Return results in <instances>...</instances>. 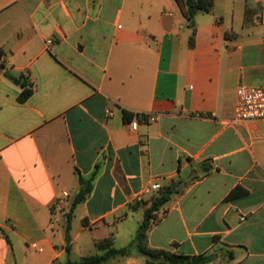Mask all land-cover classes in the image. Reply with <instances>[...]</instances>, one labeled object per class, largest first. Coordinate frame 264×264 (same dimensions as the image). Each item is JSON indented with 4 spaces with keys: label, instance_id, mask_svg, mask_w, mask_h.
<instances>
[{
    "label": "crops",
    "instance_id": "1",
    "mask_svg": "<svg viewBox=\"0 0 264 264\" xmlns=\"http://www.w3.org/2000/svg\"><path fill=\"white\" fill-rule=\"evenodd\" d=\"M263 14L214 0L191 45L176 0H0V264L81 260L108 236L134 250L104 264H146L134 239L167 190L152 247L264 264V120L234 118L238 86H264Z\"/></svg>",
    "mask_w": 264,
    "mask_h": 264
},
{
    "label": "trees",
    "instance_id": "2",
    "mask_svg": "<svg viewBox=\"0 0 264 264\" xmlns=\"http://www.w3.org/2000/svg\"><path fill=\"white\" fill-rule=\"evenodd\" d=\"M176 1L182 11L184 18L188 21V25L193 29V33L190 39L191 45H193L196 33L195 16L199 11H212L214 7V0ZM31 93V89H25L20 96V100L27 99L31 95ZM127 116L128 118L131 117V115ZM95 175L96 173H94L93 176ZM79 180L82 184V188L80 192L74 197L71 203L70 211L67 213V223L65 227L67 252H69L71 249L70 231L74 209L80 202H82L87 197V195L91 191L92 186L91 179H85L81 175H79ZM167 191V193L164 192L157 200H155L152 207L145 211L144 219L139 225L133 244L135 245L137 251L146 257V264H192V257L189 255L171 252L166 249L154 248L149 244L148 233L153 222L157 220V215L155 214V211L166 201L168 195L172 192L171 190ZM240 191V189H235L229 194V196H235L240 193ZM95 246L102 253L89 255L82 258L81 260L76 261L67 259L65 262L58 264H104L110 258L130 255L134 250L133 245H129L122 248L116 247L112 236L95 240ZM203 259L210 260L211 256H205L203 257Z\"/></svg>",
    "mask_w": 264,
    "mask_h": 264
},
{
    "label": "built area",
    "instance_id": "3",
    "mask_svg": "<svg viewBox=\"0 0 264 264\" xmlns=\"http://www.w3.org/2000/svg\"><path fill=\"white\" fill-rule=\"evenodd\" d=\"M264 20V14L262 15ZM54 40L49 38L48 44L53 43ZM107 115H113L111 110H107ZM160 113L157 112H146L133 113L132 117L128 121L130 129L136 131L140 121L155 122L160 119ZM235 120L246 121V120H264V86H253L248 84H240L237 88V102L235 108ZM153 189L160 188L159 183L152 185ZM65 198H59L54 204V208L58 210L63 209ZM245 219V217H242Z\"/></svg>",
    "mask_w": 264,
    "mask_h": 264
},
{
    "label": "rangeland",
    "instance_id": "4",
    "mask_svg": "<svg viewBox=\"0 0 264 264\" xmlns=\"http://www.w3.org/2000/svg\"><path fill=\"white\" fill-rule=\"evenodd\" d=\"M78 227H79L78 225H75V224H74V228H75V230H77V229H78ZM95 251H96V249H95V248H93V250H92L91 252H93V253H94ZM85 252H86V250L82 251V253H79V254H86ZM93 253H92V254H93ZM87 254H88V253H87ZM77 258H79V257H77Z\"/></svg>",
    "mask_w": 264,
    "mask_h": 264
},
{
    "label": "water",
    "instance_id": "5",
    "mask_svg": "<svg viewBox=\"0 0 264 264\" xmlns=\"http://www.w3.org/2000/svg\"><path fill=\"white\" fill-rule=\"evenodd\" d=\"M200 262L199 258H193L192 259V264H198Z\"/></svg>",
    "mask_w": 264,
    "mask_h": 264
}]
</instances>
